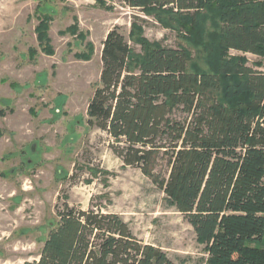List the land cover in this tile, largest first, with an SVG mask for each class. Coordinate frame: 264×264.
Wrapping results in <instances>:
<instances>
[{"label": "trees", "instance_id": "trees-1", "mask_svg": "<svg viewBox=\"0 0 264 264\" xmlns=\"http://www.w3.org/2000/svg\"><path fill=\"white\" fill-rule=\"evenodd\" d=\"M120 1L185 32L196 54L150 42L133 22L135 53L115 26L103 42L88 124L165 192L211 264H264V70L228 55L264 58V0ZM56 209V227L28 264H176L119 214L67 198Z\"/></svg>", "mask_w": 264, "mask_h": 264}, {"label": "rangeland", "instance_id": "rangeland-1", "mask_svg": "<svg viewBox=\"0 0 264 264\" xmlns=\"http://www.w3.org/2000/svg\"><path fill=\"white\" fill-rule=\"evenodd\" d=\"M133 22L150 42L195 56L185 32L120 0H0V264L39 260L65 198L71 206L93 203L119 214L176 264H211L165 192L123 163L106 131L88 124L108 32L119 26L134 52H142L130 37ZM228 55L264 69V58L254 54Z\"/></svg>", "mask_w": 264, "mask_h": 264}, {"label": "crops", "instance_id": "crops-1", "mask_svg": "<svg viewBox=\"0 0 264 264\" xmlns=\"http://www.w3.org/2000/svg\"><path fill=\"white\" fill-rule=\"evenodd\" d=\"M251 54H253V53H251ZM255 55V54H254ZM256 56H258V55H256ZM259 57V56H258ZM262 70H264V69H262Z\"/></svg>", "mask_w": 264, "mask_h": 264}]
</instances>
